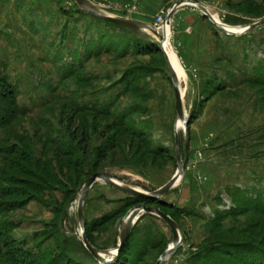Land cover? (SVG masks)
Wrapping results in <instances>:
<instances>
[{
	"label": "rangeland",
	"instance_id": "1",
	"mask_svg": "<svg viewBox=\"0 0 264 264\" xmlns=\"http://www.w3.org/2000/svg\"><path fill=\"white\" fill-rule=\"evenodd\" d=\"M89 1L105 14L139 20L156 29L157 16L167 14L181 0ZM190 1L204 5L236 33L241 30L234 27L264 16V0ZM183 6L166 24L168 45L181 71L189 160L184 177L163 200L170 204L195 200L196 204L180 208L185 212L176 222L183 247L161 264H202L195 259L203 248L214 247L240 253L246 260L241 264H252L260 255L250 244L264 245V214L237 215L218 227L210 222L236 206V189L264 200V87L259 85L264 74V23L240 35L227 34L198 8ZM57 10L41 15L39 27L27 33L20 29L28 45L18 39L9 53L14 60L0 61V74L14 85L17 103L28 109L27 115L0 128V140L17 141L29 157L9 156L15 162L9 165L0 154L3 173L21 178L20 183H1L10 195L0 194V228L6 222L13 226L0 236V264H10L3 254L8 238L15 250L34 259L31 264H45L54 257L60 258L59 264H96L80 245L76 203H71L91 176L93 164L119 182L148 192L164 185L177 169L175 95L164 56L147 49L145 37L97 21L74 0H63ZM194 12L202 16L203 25L183 23ZM166 24L160 33L164 34ZM150 37L158 44L157 37ZM8 64L14 65L13 72ZM91 104L108 107L104 112L75 109ZM118 119L127 121V127L117 126ZM48 139L62 144L58 149L71 152L77 161L74 167L57 158ZM178 141L183 155L182 128ZM152 149L165 153L153 157ZM32 171L39 172L41 180ZM130 197L102 181L89 189L84 216L87 224L95 226L91 235L99 249L116 247L121 223L134 207L123 208ZM120 209L124 211L111 218ZM134 229L132 255L151 240L162 241L165 249L171 240L169 228L155 215L145 216ZM161 250H151L140 264H155ZM208 252L204 264L219 254ZM232 257L225 264H232Z\"/></svg>",
	"mask_w": 264,
	"mask_h": 264
},
{
	"label": "trees",
	"instance_id": "2",
	"mask_svg": "<svg viewBox=\"0 0 264 264\" xmlns=\"http://www.w3.org/2000/svg\"><path fill=\"white\" fill-rule=\"evenodd\" d=\"M262 12H264V11H262ZM93 17H95V16H93ZM95 18L97 19V21H102L106 24H110L116 29L132 32V31L127 30L125 28L119 27V26H117L111 22L104 21V20L99 19L97 17H95ZM132 33H134V32H132ZM134 34L145 37V36L137 34V33H134ZM145 41H144V45L147 46V49H149V48L152 50L155 49V51L162 54V56H164V59H165L164 53L162 52V50L160 49L159 45L156 42H154L153 40H150L148 38H146ZM137 47L140 48L139 46H136V48ZM165 61H166V59H165ZM71 73L72 72L65 74L64 77L69 76ZM259 85L262 88L264 87V74H262L260 76ZM0 94L4 95V96H2V97H4L2 99H4L6 101L4 103L5 104L4 106H1V103H0V110H1V112H3L2 113L3 116L0 118V128L7 125L8 123L13 122L17 116H22V115L28 114V109L26 107L20 106L17 103V100H16L17 92H16L14 85H12L9 82L8 78L5 75H1V74H0ZM107 107L108 106H100V105L96 106L95 104H91L90 106H84V105L76 106L75 109H77L76 111H78V112L79 111H86V110L93 111V112H104L107 109ZM115 124L117 126H121L122 128L127 127V121H125L124 119H118ZM135 135H138V133H136ZM132 139H135V137H133ZM1 142H2V144H1ZM47 143L51 144L52 147L55 148L57 158L59 160H60V158L62 159L60 161H64L65 163L71 164L72 167H74L73 164H76L77 161L72 159V155H71L70 151L64 150V149H61V150L58 149L59 142H56L54 140L48 139ZM0 144H1L0 154H3V156H4L3 158H8L9 156H14V157H18V159L19 158L20 159H26V160H27V158L29 159V157H27L28 153H27L26 149L19 147V145H18L19 143L17 141H12L9 139L3 140V141L0 140ZM59 145H60L59 147L62 148L61 147L62 144H59ZM145 145H147V144H145ZM66 147H69V146L66 144ZM70 149H74V148L70 147ZM151 153H152V156L155 157V155L158 156L159 153L161 155V153H165V152L164 151L156 152L155 150L152 149ZM175 159H176V154H175ZM8 162H10L9 165H11L12 163L15 164V162L12 160H9V158H8ZM47 162H49V160ZM32 164H34L33 161H32ZM34 166H36V164H34ZM37 166H39V165H37ZM95 166L96 165L93 164L91 169H89V174L93 175L96 171H99V169L101 170V167L96 168ZM59 170H60V168H59ZM32 176L37 180H41L39 172H37V171H32ZM20 179L21 178L12 177L10 175V173H8V172L3 173L2 169L0 168V194H1V196L10 195L7 192L8 190L6 188L1 187V183H3V182L20 183L21 182ZM43 180H45V179H43ZM58 184H60V182H58ZM233 199L236 202V206L234 208L224 212L223 214H219L216 217V219H214L210 222L211 225L216 226V227L223 226L224 225L223 220H227V218L228 219L234 218L237 215L249 214V213H256L258 215L264 214V200H262L259 197L251 198L248 196H244L240 190L236 189L235 195H233ZM141 203H145L147 205L157 206L166 214H168L167 210H170L171 213L169 215L175 221H177L178 218H181L183 213L185 212L184 210L176 207L173 204L165 203V202L163 203V202H159L156 200H151V199H146V198H141V197H130L129 200L125 201V206L123 208L125 209L126 207L135 206V205H138ZM12 208H13L12 206L9 207V209H12ZM124 209H120L117 213H115L113 216H111V218L115 217L116 215H120L124 211ZM151 215L152 214H143L137 220V222L134 224V226L131 230L129 239L126 242V244L124 245L122 252L119 255V257L115 261H113L111 263H107V264H140L141 262H143L144 258L146 256H148L150 251L153 249H156V248L158 249V248L162 247V250L160 251L159 254L163 253V251L165 249V245H164V243H162V241H159V240L158 241L151 240L152 242H150L149 245L144 247L141 251H139L135 255H132L131 251H130V249L132 248L131 238L133 236V233L135 232V229H134L135 226L139 223V221H141L143 218H145V216L147 217V216H151ZM105 220H107V219H105ZM1 226H3L4 229L0 228V229H2V230H0V236L6 235L7 231L9 232V230L13 226V224L10 222H6ZM93 229H95L94 225L86 223V228H85L86 237L88 238L89 242L94 247L98 248V246L95 244V242L92 238V235H91V232ZM4 241L5 242H3V243L8 247V249L3 254L6 256V258L8 259V262L10 264H29V263L31 264L32 261H34V259L32 257H30L29 254H26L22 251L15 250L12 246L13 242L10 238H8V240L5 239ZM220 243H222V242H220ZM222 244L229 245L228 242H224ZM222 244H220V245H222ZM250 245L251 246L253 245L255 247V249L254 248L253 249L256 250V252H258V254L260 255V258L257 261L254 260L252 262V264H264V245L261 244L260 242L259 243H252ZM228 247H231V249L238 248L237 244L232 245V246L229 245ZM210 249L203 248V250H202L203 253H200V256H198V259H195V260L200 261V263L204 264V261L207 259V257H206L207 253L206 252H208V250H209V252L210 251H218L219 252L218 256H216L217 259L216 258L214 259L210 256V261H209L210 264H225L226 259L228 260L227 257H230L231 255L233 256L230 260L232 262V264H241V262L243 263V260L246 262L245 258H243V256L241 257L239 255L240 253L230 252V250H227V252H225V251H222L221 249L218 250L215 247L210 248ZM254 250H252V251H254ZM244 251H247V250L245 249ZM219 255H221V257ZM43 259H45V258L44 257L41 258V260H43ZM59 260H60V258L54 257L53 259L48 260V262H46L45 264H59ZM193 263H196V262L194 261ZM68 264H78V263H70L69 262Z\"/></svg>",
	"mask_w": 264,
	"mask_h": 264
},
{
	"label": "water",
	"instance_id": "3",
	"mask_svg": "<svg viewBox=\"0 0 264 264\" xmlns=\"http://www.w3.org/2000/svg\"><path fill=\"white\" fill-rule=\"evenodd\" d=\"M77 4L78 8L86 13L91 14L92 16H95L99 19H102L104 21L111 22L119 27L125 28L127 30H130L134 33L140 34L145 36L146 38L152 40L150 37L151 35H154L158 39V45L162 52L165 55L167 68L170 73L171 77V83L174 90L175 95V102H174V137H175V154H176V162H177V169L174 173V175L162 186L159 188L153 190V191H144L141 189H137L134 187H131L129 185L123 184L119 182L118 180L110 177L109 175L105 174L104 172L98 171L95 172L93 175L88 177L80 186V188L77 190L76 193H74L71 203H76V220H75V226L78 231H80V245L82 248L89 254L90 257H92L97 263L99 264H107L115 261L119 255L122 252V249L126 242L129 239L131 230L134 226V224L137 222V220L143 215V214H152L157 216L162 222L166 224V226L169 228L171 232V240L164 250V252L159 256L155 264H161L167 257H169L171 254H173L183 243L184 238L181 236V229L180 226L176 221H174L168 214L164 213L159 207L153 206V205H147L145 203L138 204L134 207H132L127 214L125 215L119 231L118 236V242L114 249H99L94 247L88 240L85 234V228H86V220L84 216V200L85 197L89 191V189L97 182L102 181L108 186H111L129 196L132 197H141L151 200H156L159 202H165L163 200V196L169 192L173 187L177 185V183L180 181L182 176L184 175L188 160H189V136H188V118L187 115L183 109V102H182V95H181V89H180V81L176 74V71L172 67L168 55L166 51L164 50L163 42H164V34L158 32L156 29L150 27L149 25L145 24L142 21L131 19V18H123V17H117L113 15H108L99 10L92 2L89 0H74ZM183 5H192L196 8H198L207 18L210 20L214 25L219 27L221 30L226 32L227 34L232 35H240L248 30H251L252 28L264 23V16L262 18H259L252 23L242 26L243 30L239 33L232 32L226 29V26L224 23L221 22L218 23L212 14L209 12V10L202 5L199 2L190 1V0H181L179 2H176L171 9L168 11L166 15V19H170L172 13L179 7ZM177 121H180L182 123V129L184 131L185 135V142H184V148H183V155L179 148V141H178V128H177ZM166 203V202H165ZM63 221V220H62Z\"/></svg>",
	"mask_w": 264,
	"mask_h": 264
},
{
	"label": "crops",
	"instance_id": "4",
	"mask_svg": "<svg viewBox=\"0 0 264 264\" xmlns=\"http://www.w3.org/2000/svg\"><path fill=\"white\" fill-rule=\"evenodd\" d=\"M62 2L63 0H0V61L6 63L14 60V57H10L9 53L13 51L12 46L17 44L18 39H21L23 45H28L26 37L19 35L20 29L26 31V33L27 30L34 29L39 24L41 15L46 17L52 11L57 13L59 11L57 9L62 5ZM182 7L184 6L177 8L175 11H181ZM202 20V16L198 12H194V14L187 17V20H183V23L187 26H201L203 25ZM30 33L31 36H35L33 32ZM8 66L13 72L14 65L8 64ZM195 202L194 200V203L193 201L171 203L178 208H188L191 207L190 205L196 204Z\"/></svg>",
	"mask_w": 264,
	"mask_h": 264
},
{
	"label": "bare ground",
	"instance_id": "5",
	"mask_svg": "<svg viewBox=\"0 0 264 264\" xmlns=\"http://www.w3.org/2000/svg\"><path fill=\"white\" fill-rule=\"evenodd\" d=\"M212 16L214 17V19L218 23H220V20L218 19L217 15L215 13H212ZM234 28L239 29L241 31L243 30L242 26L241 27H234ZM168 29H169V25L166 24L165 32H164L165 36H164L163 46H164V50L166 51V53L168 55L169 61H170L171 65H172V67L174 68V70L176 71V74H177V76L179 78V76L181 75V71H180L179 65L177 63V58H176L175 53L171 50L170 46L168 45ZM181 95H182V91H181ZM177 127H178V129L182 128V123L180 121H177Z\"/></svg>",
	"mask_w": 264,
	"mask_h": 264
},
{
	"label": "built area",
	"instance_id": "6",
	"mask_svg": "<svg viewBox=\"0 0 264 264\" xmlns=\"http://www.w3.org/2000/svg\"><path fill=\"white\" fill-rule=\"evenodd\" d=\"M166 15L167 14H165V15H160V16H157V18H156V23H155V25H156V30L158 31V30H163V26L167 23V19H166ZM159 32V31H158Z\"/></svg>",
	"mask_w": 264,
	"mask_h": 264
}]
</instances>
